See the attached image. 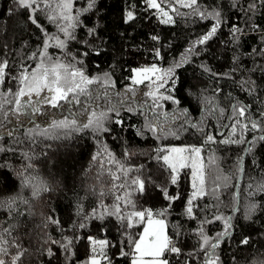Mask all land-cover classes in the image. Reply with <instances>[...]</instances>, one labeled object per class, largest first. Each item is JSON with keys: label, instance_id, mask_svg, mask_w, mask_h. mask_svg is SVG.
Instances as JSON below:
<instances>
[{"label": "trees", "instance_id": "16d2710c", "mask_svg": "<svg viewBox=\"0 0 264 264\" xmlns=\"http://www.w3.org/2000/svg\"><path fill=\"white\" fill-rule=\"evenodd\" d=\"M57 2L52 0V6ZM88 2L74 0L73 11L81 13L80 24L74 29L75 39L69 40L65 49L50 41L48 54L76 64L90 78L103 80L104 74H109L114 87H107L110 101L97 102L102 108L117 105L129 87L136 89L135 97L128 93L130 104H124L118 115L110 113L107 132L52 127L53 121L79 113L80 106H73L72 111L65 106L53 108L34 94L32 105L39 111H32V105L27 104L21 112L12 111L16 107L15 93L21 86V71H30L39 62L46 34L61 38L63 34L44 11L34 14L38 27L29 18L31 9L20 7L17 0H0V62H8L0 82V201L17 198L11 210L0 207V237L8 242L3 245L8 250L3 256L6 264H11L14 255H20L17 264H86L92 255L90 236L109 242L104 249L108 259H101V264H129L132 246L127 237L138 239L143 224L128 229L116 215L107 214L113 211L116 196L123 197L125 192L130 193L128 199L134 202L135 209L125 207L121 200L124 213L167 209L164 217L154 218L165 219L167 234L181 250L179 254L165 253L169 264H205L199 229L203 227L205 234L214 238L223 230V221L215 220L216 216H231L233 224L230 235L215 250L219 264H262L264 191L258 189L264 185V141L257 139L252 151H246L244 157L243 153L246 143L249 147L254 137L264 135V131L251 129L253 121L264 127V0H198L201 11L220 13V26L204 44L196 41L216 20L201 18L192 9L176 5L184 14L170 12L174 23L164 24L157 10L149 8L145 0H95L91 10L82 11ZM166 5L164 0L162 7L168 10ZM128 11L134 13L131 21L126 20ZM233 26L241 31L234 35ZM89 29L94 31L90 34ZM189 48L193 49L191 54L187 52ZM182 56H188V61L175 69L174 90L165 91L172 89L171 80L159 90L179 103L161 100L162 107L157 110L168 113L166 126L176 135L160 138L145 127L143 111L127 110L130 105L138 108L145 100L150 102L144 95L149 91L147 83L132 85V69L152 64L168 68ZM90 88L104 91L97 84ZM27 99L22 98V103ZM210 105L223 109V114L210 115ZM234 106H245V117L233 115ZM184 109L187 117L181 115ZM173 116L179 118L174 120ZM79 119L84 120V116ZM237 120L249 125L243 132L245 143H221L229 138L231 125ZM209 134L215 142L206 143ZM240 134L238 126L232 138L238 139ZM172 146L203 149L208 194L193 201L192 218L186 214L193 191L190 168L180 169L177 183L172 184L171 169L161 158L167 153L161 149ZM210 157L215 159L214 165H208ZM121 166L131 169L127 176ZM112 173L120 178L114 180ZM21 174L35 177L47 190L33 197L31 187L22 184ZM217 176L220 181H216ZM224 176L229 178L227 186ZM136 177L145 181L143 193L131 183ZM216 183L220 187L213 193ZM121 184L125 187H118ZM162 189L179 198L166 199ZM21 197L28 203H23ZM253 203L258 207L248 214L247 207ZM101 213L103 219L97 218ZM48 217L58 220L59 225L52 224ZM80 224L85 227L80 228ZM49 237L56 241L69 237L73 243L66 252L59 244L46 243ZM245 238L249 240L246 245L241 243ZM121 251L129 255L122 256Z\"/></svg>", "mask_w": 264, "mask_h": 264}, {"label": "snow or ice", "instance_id": "6c2138e0", "mask_svg": "<svg viewBox=\"0 0 264 264\" xmlns=\"http://www.w3.org/2000/svg\"><path fill=\"white\" fill-rule=\"evenodd\" d=\"M18 4L22 8L31 9L30 19L33 23L38 24L35 13L38 11H44L47 14V18L53 24H56L58 31L63 34V38L59 35L49 36L46 34V39L43 44L42 50L39 52V62L32 68L30 71L25 68L21 71L18 79L20 81V88L15 93V105L16 107L12 110L14 113L21 112L24 109L25 104L32 105V96L33 94L37 97H40V102L44 104L51 105L53 108L65 106L68 107L69 111H72L73 106H80V112L74 113L72 117L65 116L58 121H53L52 127L60 129H73L75 131H82L86 129H92L95 132H107L109 129L105 126L110 119V113L119 114L120 108L124 104L129 103L128 93H131L132 97L136 96V89L129 87L126 90L125 96L121 99L117 105H111L107 108H102L97 102L101 99L109 100L110 97L107 92V87H114V82H110L109 74L105 73L103 80L100 77H88L85 75V72L82 68L76 67V64L71 62H66L61 60L59 57L53 58L48 54V48L51 46L50 41H54L56 47L60 49L67 48L69 40H74V29L79 26L80 20V11H73L74 0H58L55 4V7L52 6V0H17ZM145 3L149 8L157 10L158 15L160 16L161 23L169 24L174 23L173 16L170 15V12L176 13L177 15H183L176 5H179L183 8L192 9L193 12L199 15L201 18L212 17L216 20V23L212 28L202 36L197 44L206 43L213 35H215L218 27L220 26V13L218 11L205 12L201 11L197 6L198 0H167V9L162 7V3L158 0H145ZM95 0H89L87 8L82 11L87 12L94 7ZM43 5V7H42ZM250 8H254L255 5H249ZM134 19V13L128 11L126 14V20L131 21ZM94 30L89 29L91 34ZM241 30L236 26H233L232 32L235 35ZM157 39V37H153ZM189 54L193 52L192 48L187 50ZM37 54L34 53L35 57ZM70 55V54H69ZM86 55V53H85ZM156 55L159 57V51L156 52ZM74 60L75 57L73 56ZM188 61V56H182L179 61H176L172 66L168 68H160L156 64L151 66L141 67L132 69L133 75L130 77L132 85H141L145 81H149L147 91L144 95L150 98L145 100L138 108L128 107V111H143L146 116L147 127L153 134H159L160 138H164L168 135L175 136L176 133L170 130V126L167 125L168 113H160L157 110L162 107L159 103L161 100H171L174 103H179L178 100H175L172 95H163L159 92L160 89L165 88V85L169 80L172 81V89H165V91H171L175 88V79L174 72L176 68H180L183 63ZM76 63H82V61H76ZM8 67V62H0V82H3L5 78V72ZM101 85L104 88V91L94 92L90 86L91 85ZM10 91V90H9ZM49 93L50 95H41L42 93ZM116 95H119L118 93ZM27 97L28 99L22 103V98ZM63 102V105L61 104ZM212 111L210 115H215L216 113L223 114V109H218L215 105H210ZM3 108V104L0 103V109ZM32 111H39L35 105H32ZM207 111V108H206ZM233 115L237 114L240 117H245L246 107L240 106L239 108L233 107ZM187 109H184L181 113L182 116L187 117ZM7 116V114H5ZM83 115L84 120H80L79 116ZM151 115L149 120L147 117ZM163 116L165 119L161 121L160 117ZM174 120L179 117L173 116ZM121 123V121H116ZM190 123V122H189ZM191 127L197 128L196 124H190ZM241 129V134L238 139H233L237 135V129ZM249 129L248 124H241L239 120L235 121L231 125V133L229 138L224 139L221 143H232V144H243L245 143V137L243 135L244 131ZM252 130L264 131V127L261 126L259 122L253 121L251 123ZM203 131L202 129H198ZM264 141V135L259 137H254L253 142H250L249 147L246 149L247 152L252 151L254 142L256 140ZM207 142H215L213 135L209 134L206 138ZM106 147V146H105ZM161 151H166L168 154L164 155L162 160L171 169V183H177V173L180 169L190 168L191 177H192V188L193 191L187 201L186 205V214L189 218L193 217V201L197 198H201L207 195L206 184H207V175L206 168L207 165L204 163V159L201 155L203 149L202 147L196 146H184V147H172L170 149H161ZM93 159H96L94 156ZM243 158H241L242 160ZM112 162L111 154H109V163ZM216 163L214 158H209L208 165H214ZM123 174L127 176L128 172L131 169H123L121 166ZM241 167V171H242ZM113 179L118 180L120 177L115 173H112ZM22 176V184L25 187H31L32 196H39L41 191H46L47 188L36 180L35 177L30 175ZM226 182L229 179L227 176L222 178ZM221 177L217 176L216 181H220ZM132 185L137 186V190L140 193H143L145 188V181L140 177H136L131 181ZM114 188L117 185H113ZM118 187L124 188L125 185L121 184ZM220 184L216 183V187L213 189V193L219 189ZM258 190L264 191V185H260ZM164 196L168 200L178 199V196H169L166 189H162ZM130 193L125 192L124 196H116L117 203L113 206V211L108 212V215H116L121 223L128 229L133 228L135 225L143 224V231L139 234L138 239H133L131 235H128L127 239L129 244L132 246V264H169V262L164 259L166 252L171 253H180V249L175 246L172 238L167 234V224L163 218H154V217H164L167 213V209L160 210L154 213L151 209H145L142 211H131L124 213L121 208V200L125 207L131 206L135 209V204L128 197ZM15 197H11L6 201H0V207L7 206L10 210L16 203ZM23 200V198H20ZM23 203L27 204V200H23ZM258 205L255 203L250 204L247 207V213L251 214L257 209ZM236 211V209H233ZM93 215H95V210H93ZM104 213H101L97 218L103 219ZM135 218V223H134ZM48 220L55 225H59L58 220H53L51 217H48ZM215 220L223 221V230L218 232L214 238L209 237L205 234L203 227L199 229L201 236V249L205 253V264H219V257L215 255V250L220 246L221 241L230 235V230L233 228L232 217L231 216H216ZM80 228L85 227L84 224L79 225ZM7 231V229H5ZM92 248V255L86 261V264H101V259L107 260L108 257L104 249L109 245L107 240H96L93 237H88ZM8 242L0 237V264H6L4 255H7V248L3 245ZM50 244H59L66 252L69 251L73 240L69 237H64L62 241H56L50 237L46 241ZM242 244L246 245L249 243L248 238H245L241 241ZM49 254L51 255V248L48 249ZM122 256H127L129 253L121 251ZM20 259V255H14L11 257V264H17ZM264 264V262H262Z\"/></svg>", "mask_w": 264, "mask_h": 264}, {"label": "rangeland", "instance_id": "374dc122", "mask_svg": "<svg viewBox=\"0 0 264 264\" xmlns=\"http://www.w3.org/2000/svg\"><path fill=\"white\" fill-rule=\"evenodd\" d=\"M144 83H149V81H145ZM24 98V97H23ZM172 147H184V146H172ZM172 147H170V148H172ZM169 148V149H170ZM168 153H166L165 155H167ZM190 171H191V169H190ZM191 184H192V177H191ZM143 227H144V225H143ZM142 231H143V228H142ZM142 231H141V233H142ZM139 238V237H138ZM129 264H132V254H131V256H130V259H129Z\"/></svg>", "mask_w": 264, "mask_h": 264}, {"label": "water", "instance_id": "95a60500", "mask_svg": "<svg viewBox=\"0 0 264 264\" xmlns=\"http://www.w3.org/2000/svg\"><path fill=\"white\" fill-rule=\"evenodd\" d=\"M223 132L221 131L220 132V135L222 134ZM247 147H248V143H246V145H245V150H244V153H243V157L245 156V154H246V149H247ZM241 177V175L239 176V178ZM234 209H236V207L234 208Z\"/></svg>", "mask_w": 264, "mask_h": 264}]
</instances>
